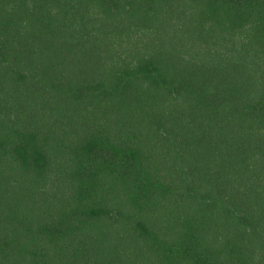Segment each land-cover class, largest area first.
<instances>
[{
  "label": "trees",
  "instance_id": "16d2710c",
  "mask_svg": "<svg viewBox=\"0 0 264 264\" xmlns=\"http://www.w3.org/2000/svg\"><path fill=\"white\" fill-rule=\"evenodd\" d=\"M0 264H264V0H0Z\"/></svg>",
  "mask_w": 264,
  "mask_h": 264
}]
</instances>
